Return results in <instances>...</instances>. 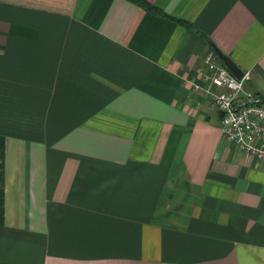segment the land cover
Returning <instances> with one entry per match:
<instances>
[{
	"label": "crops",
	"instance_id": "1",
	"mask_svg": "<svg viewBox=\"0 0 264 264\" xmlns=\"http://www.w3.org/2000/svg\"><path fill=\"white\" fill-rule=\"evenodd\" d=\"M147 1L0 0V264H264L204 92L213 43L264 98V0Z\"/></svg>",
	"mask_w": 264,
	"mask_h": 264
},
{
	"label": "built area",
	"instance_id": "2",
	"mask_svg": "<svg viewBox=\"0 0 264 264\" xmlns=\"http://www.w3.org/2000/svg\"><path fill=\"white\" fill-rule=\"evenodd\" d=\"M205 66L209 84L204 92L221 114L222 135L244 155L264 162V98L246 88L250 73L235 78L215 53Z\"/></svg>",
	"mask_w": 264,
	"mask_h": 264
},
{
	"label": "water",
	"instance_id": "3",
	"mask_svg": "<svg viewBox=\"0 0 264 264\" xmlns=\"http://www.w3.org/2000/svg\"><path fill=\"white\" fill-rule=\"evenodd\" d=\"M214 53L218 56V58L224 63L225 67L228 71L237 79L241 80L245 72H243L240 68L236 66V64L224 53L222 52L217 46L211 43Z\"/></svg>",
	"mask_w": 264,
	"mask_h": 264
},
{
	"label": "trees",
	"instance_id": "4",
	"mask_svg": "<svg viewBox=\"0 0 264 264\" xmlns=\"http://www.w3.org/2000/svg\"><path fill=\"white\" fill-rule=\"evenodd\" d=\"M134 1L136 4H138L141 8H143L145 11H147L148 13L157 16V17H161V18H165L171 21H175L181 25L184 26H188L186 23L175 20L173 17H171L170 15L166 14L163 10H161L160 8L156 7L154 4L148 2L147 0H132ZM202 37L204 39H207L206 36L202 35ZM208 40V39H207Z\"/></svg>",
	"mask_w": 264,
	"mask_h": 264
}]
</instances>
